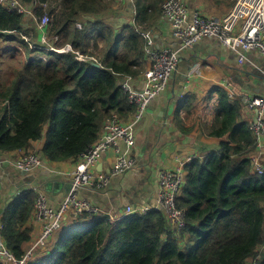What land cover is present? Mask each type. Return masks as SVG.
I'll list each match as a JSON object with an SVG mask.
<instances>
[{"label":"trees","instance_id":"16d2710c","mask_svg":"<svg viewBox=\"0 0 264 264\" xmlns=\"http://www.w3.org/2000/svg\"><path fill=\"white\" fill-rule=\"evenodd\" d=\"M20 1L34 9V18L0 5V41L19 43L26 56L4 70L7 50H0V158L24 152L46 165L78 164L111 116L128 121L136 113L121 82L148 68L140 33L160 15L165 0H134V25L123 28L112 22L123 7L117 0ZM45 15L52 18L48 36L61 38L56 46L70 43L101 67L79 62L73 53L40 48L36 24ZM212 92L201 131L217 141V149H203L202 155L210 154L185 167L177 200L185 212L182 230L159 209L115 223L105 213L73 216L76 225L29 264H264V173L254 166L257 139L240 98L231 100L222 87ZM184 105L180 126L186 133L195 129L200 111L194 94L186 95ZM36 198L34 190H25L0 209V238L17 260L33 239Z\"/></svg>","mask_w":264,"mask_h":264},{"label":"crops","instance_id":"0c3cea01","mask_svg":"<svg viewBox=\"0 0 264 264\" xmlns=\"http://www.w3.org/2000/svg\"><path fill=\"white\" fill-rule=\"evenodd\" d=\"M184 1L190 14L201 12L204 16L216 19L225 18L235 5V0ZM117 4L123 7L112 20L113 24L122 28L128 24L134 25L135 9L132 4L129 1ZM145 26V30L141 32L149 35L155 49L172 48L180 51L179 64L167 90L152 102L136 129V147L132 152L135 166L122 175L111 176L116 155L114 151H109L103 154L93 167L95 173H104L111 177L108 186L103 190L83 188L79 191L81 198L87 199L109 216L125 214L128 207L136 209L135 212L144 207L161 210L158 205L160 172L163 169H176L180 162L184 163L185 169L194 160L210 154L208 152L202 155L203 149H217V141L201 131L202 123L207 120L210 111L206 100L212 97L214 89L224 88L231 100L235 98L230 94L233 89L240 93L236 98H242V94L264 98V57L259 51L243 52L245 60L241 62V54L225 47L217 38H205L193 48L184 49L181 42L172 36L170 24L163 17L162 11L155 21ZM144 44L147 45L146 39ZM147 61L149 65L148 56ZM134 85L137 89L143 88V74L134 78ZM190 93L197 97L200 118L194 130L183 133L180 120L185 108V97ZM243 106V118L254 122L255 114L249 111L244 103ZM37 145L41 148L44 144ZM23 153L16 152L1 157L2 160L9 161L0 169L1 211L13 202L17 194L29 189L44 193L50 206L58 209L68 195L71 174L77 164L49 163L44 169L25 173L18 171L14 166V162ZM255 159H260L264 164V156H260L259 152H256ZM187 173L185 171V180ZM73 216L71 213L67 215L62 229L49 240V247L57 242L64 231L76 225ZM31 225L34 238L40 227L34 219ZM47 251L48 248L42 255ZM0 260V264L7 262L3 257H0Z\"/></svg>","mask_w":264,"mask_h":264},{"label":"built area","instance_id":"2783aa9c","mask_svg":"<svg viewBox=\"0 0 264 264\" xmlns=\"http://www.w3.org/2000/svg\"><path fill=\"white\" fill-rule=\"evenodd\" d=\"M127 1L134 2V0H117L118 3ZM0 5L5 6L10 12L35 17L34 9L26 7L20 0H0ZM44 6L47 7V5ZM161 11L170 24L172 36L181 42L184 49L193 48L205 38H217L225 47L240 53L241 62L245 60L243 52L250 50L259 51L264 57V0H235L233 9L223 19L207 17L201 12L190 14L184 0H165L161 5ZM51 22L52 18L45 15L36 24L41 34L40 48L45 47L49 51L60 54L73 53L79 62L98 63L94 57L75 50L70 43L56 46L55 44L61 42V38L56 36L52 39L48 36L47 27ZM77 27L82 28L80 24H77ZM10 33L15 34V31ZM141 35L146 39L145 53L150 62L148 68L142 73L144 86L137 89L132 76H125L121 82L129 102L136 106V113L128 121L113 115L105 122L100 138L80 156L71 174L72 181L68 195L58 209L50 206L44 193L37 192L34 220L37 224L39 223L40 230L30 241L26 254L20 260L8 251L0 238V257L7 259L6 264H29L47 248L51 237L62 229L69 213L75 217H83L86 214L98 216L102 213L90 201L81 198L79 191L83 188L103 190L108 186L111 177L108 174H97L93 171V167L103 154L109 151L115 152L116 160L111 173L113 177L122 175L135 166L136 161L132 152L136 147V129L152 102L167 90L170 79L178 68L180 55L178 49H155L149 35L144 32H141ZM23 37L28 40L26 36ZM31 46L35 48L34 45ZM230 94L236 97L240 93L233 89ZM240 99L248 110L255 114L251 130L257 139V152L260 156H264V98L242 94ZM5 162L9 163L8 160L0 158V169ZM14 166L18 171L25 173L47 167L44 160L36 154L20 156L14 162ZM183 166L184 163L180 162L178 168L163 169L159 174L158 205L165 213L168 222L178 230H182L186 225L185 212L177 204L185 182ZM254 166L259 174L264 173V164L260 159L254 160ZM151 209L144 207L138 212L147 213ZM135 211L137 210L128 207L125 214L110 216V218L114 223L119 222L136 213ZM252 264H258V261Z\"/></svg>","mask_w":264,"mask_h":264},{"label":"rangeland","instance_id":"374dc122","mask_svg":"<svg viewBox=\"0 0 264 264\" xmlns=\"http://www.w3.org/2000/svg\"><path fill=\"white\" fill-rule=\"evenodd\" d=\"M105 46V42L104 41H100V48H103ZM17 49L18 51L16 53H13V49ZM0 50L2 51H6L7 50V53H6V56H4L2 58V63H4V70L6 69V66L11 64V65H20L22 63V61L24 59H26V56H25V50H24V47L21 46L19 43H15V42H9V43H6L5 41H0ZM21 53V54H20ZM102 53V50L101 51H97L96 52V55L98 56V54H101ZM14 55V60L12 61L11 60V56ZM30 56H35L34 54H31ZM3 65V64H2ZM181 109L179 110V113H180Z\"/></svg>","mask_w":264,"mask_h":264},{"label":"water","instance_id":"95a60500","mask_svg":"<svg viewBox=\"0 0 264 264\" xmlns=\"http://www.w3.org/2000/svg\"><path fill=\"white\" fill-rule=\"evenodd\" d=\"M93 65L96 66V67H101V64H99V63H93Z\"/></svg>","mask_w":264,"mask_h":264},{"label":"clouds","instance_id":"9594fccd","mask_svg":"<svg viewBox=\"0 0 264 264\" xmlns=\"http://www.w3.org/2000/svg\"><path fill=\"white\" fill-rule=\"evenodd\" d=\"M132 5H133V7H134V4H133V2L131 3ZM134 16V15H133ZM162 210V209H161ZM163 211V210H162Z\"/></svg>","mask_w":264,"mask_h":264}]
</instances>
